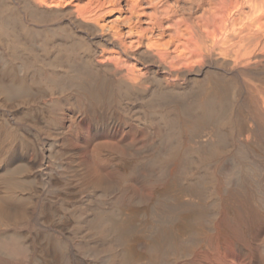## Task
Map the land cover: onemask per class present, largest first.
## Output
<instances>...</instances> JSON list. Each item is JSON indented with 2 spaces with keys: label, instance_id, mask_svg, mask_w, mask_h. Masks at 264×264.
<instances>
[{
  "label": "bare ground",
  "instance_id": "6f19581e",
  "mask_svg": "<svg viewBox=\"0 0 264 264\" xmlns=\"http://www.w3.org/2000/svg\"><path fill=\"white\" fill-rule=\"evenodd\" d=\"M0 264H264V0H0Z\"/></svg>",
  "mask_w": 264,
  "mask_h": 264
}]
</instances>
